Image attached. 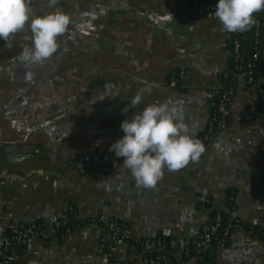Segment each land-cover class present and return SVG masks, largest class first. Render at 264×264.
Wrapping results in <instances>:
<instances>
[{
	"label": "crops",
	"instance_id": "1",
	"mask_svg": "<svg viewBox=\"0 0 264 264\" xmlns=\"http://www.w3.org/2000/svg\"><path fill=\"white\" fill-rule=\"evenodd\" d=\"M31 6L33 15L59 8L70 24L57 52L30 69L17 59L21 45H31L24 39L31 35L27 27L12 47L0 39V221L40 218L42 232L51 236L46 243L31 241L9 264H144L104 259L93 223L53 236V223L69 204L81 216L101 211L117 217L140 235L182 239L194 238L208 218L209 207L200 203L206 198L264 230V114H251L257 93L244 76L238 75L225 125L199 162L165 168L155 187L137 185L124 158L110 150L124 136L125 119L168 100L183 107L189 132L198 138L210 89L227 64L229 34L213 13L193 15L190 0H59L55 8L31 0ZM179 65L191 90L166 83ZM146 87L151 92L140 105L128 107ZM17 140L28 141L23 156L15 151ZM77 154L90 155L92 166L72 167ZM114 250L128 253L119 245ZM216 264H264V232L256 235L236 222L232 243L217 250Z\"/></svg>",
	"mask_w": 264,
	"mask_h": 264
},
{
	"label": "clouds",
	"instance_id": "2",
	"mask_svg": "<svg viewBox=\"0 0 264 264\" xmlns=\"http://www.w3.org/2000/svg\"><path fill=\"white\" fill-rule=\"evenodd\" d=\"M59 0H48L55 8ZM264 11V0H218L215 17L229 33L249 31L255 24V14ZM70 17L59 8L44 15H33L31 0H0V39L8 47L17 33L26 27L31 33L24 37L31 45L22 44L17 59L25 68L42 65L59 49V38L68 30ZM30 79L32 73L26 72ZM146 87L137 92L128 107L142 102ZM128 107L124 109L128 111ZM124 136L111 145L123 165L130 170L137 185L152 188L162 179L165 168L177 171L189 163H198L205 152L204 144L189 132L183 107L173 101L152 103L120 125Z\"/></svg>",
	"mask_w": 264,
	"mask_h": 264
},
{
	"label": "trees",
	"instance_id": "3",
	"mask_svg": "<svg viewBox=\"0 0 264 264\" xmlns=\"http://www.w3.org/2000/svg\"><path fill=\"white\" fill-rule=\"evenodd\" d=\"M216 3V2H214ZM256 24L246 32H232L229 33L226 48L228 51L226 68L218 72V84L210 89V94L208 96L209 110L208 117L204 124V128L201 131L197 139H199L207 128L209 119H212L214 124V132L216 133L219 128V123L225 121L226 114H222L219 110V104L221 102L223 94L228 90H232L234 94L235 84L238 75L245 73L244 79L248 86H253L257 93V99L248 105V108L252 115L264 114V11L257 12L255 14ZM235 49H237L235 51ZM186 68L184 66H177L172 70L170 74L175 75L178 81L181 80L180 70ZM250 71V73H249ZM232 94V96H233ZM231 96V97H232ZM229 102H226L227 108L229 107ZM214 133V134H215ZM207 142H204V146ZM233 192H227V200L231 205V196ZM209 207V216L202 222V224H210L217 212H220L221 220L216 231L211 234L209 245L205 248H201L198 252L195 250L194 240H199L201 237V228L194 238H189L187 244H182V240L171 236L166 233H156L153 235H142V238H152L156 236H161L165 241L164 247L159 250H154L150 252H145L144 255L149 257L154 256L156 253L165 254L169 260V264H185L189 259H193L195 255L199 256L196 264H216L217 261V250L219 247H228L232 243V234L234 226L227 227L228 216L233 218L234 223H241L248 232L260 235L264 232L258 224H252L245 221H239L230 212H225L224 210L217 208L212 205L211 199L203 198L200 200ZM111 217V216H108ZM108 217H104L102 212H98L90 216H81L78 214L77 209L74 204H69V206L64 210L61 217H58L53 223V236L62 238L66 232L71 229L76 224L81 223H93L99 226V241L103 242L104 250H111V243L107 238L104 237L106 233V227L108 226ZM113 217V216H112ZM115 220L122 225H129L128 223L122 221L121 219L114 217ZM59 221L56 225L55 222ZM24 224H34L40 230L39 238L44 243L50 239V235H45L42 232V221L40 218H34L28 221L20 220ZM5 222L0 221V236L13 237L14 241H17L18 237H14V234L9 230V227ZM201 224V225H202ZM201 227V226H200ZM175 239V244L170 245L169 239ZM31 241H27L21 246V253H23L28 244ZM185 250L188 254L185 255ZM136 253H139L140 248H136Z\"/></svg>",
	"mask_w": 264,
	"mask_h": 264
},
{
	"label": "built area",
	"instance_id": "4",
	"mask_svg": "<svg viewBox=\"0 0 264 264\" xmlns=\"http://www.w3.org/2000/svg\"><path fill=\"white\" fill-rule=\"evenodd\" d=\"M216 2V3H214ZM218 3V0H190V12L193 15H198L204 12L215 13V5ZM237 49H235L236 51ZM250 73V71H249ZM186 74L185 69L180 70L181 80L178 81V78L169 74L166 83L171 88H187L191 90L188 84L185 83L184 77ZM240 75L244 76L245 73ZM233 94L232 90H228L223 94L221 102L219 104V110L222 114H227L228 108L226 102L231 100ZM225 125L224 121L219 123V128ZM214 124L212 119H209L207 128L199 138V140L204 144V142H209L214 135ZM93 162L88 154H77L71 160V166L76 169H85L89 166H92ZM104 170L108 171L109 167H104ZM62 216V215H61ZM60 216V217H61ZM108 226L106 227V233L104 237L108 239L111 243V250H104L103 242H98L97 250L100 255L106 259L111 260L115 259L122 262H131L139 260L144 264H169V260L165 254L156 253L154 256L149 257L144 255L145 252H150L154 250H159L164 247L165 241L161 236H156L152 238H142V235L137 234L130 225H122L118 223L114 217H108ZM221 215L220 212H217L214 220L210 224L201 225V237L199 240H194L196 251L198 252L201 248H205L209 245L211 234L216 231L217 227L220 224ZM5 226L9 227V230L14 234V237H18L17 241L13 240V237L0 236V264H9L20 258L22 255L20 249L21 246L27 241L37 240L39 238L40 230L34 224H24L20 220H10L4 223ZM56 225L59 224L57 220ZM233 218L229 215L227 221V227L234 226ZM182 244H187L189 241L188 237L182 238ZM169 243L173 246L176 242L172 237L169 239ZM119 245L124 247L128 253L127 254H117L115 253L114 248ZM140 248V252L136 253V248ZM219 248H222L221 246ZM185 255L188 254V251L185 250ZM196 261L199 259L198 255L193 257Z\"/></svg>",
	"mask_w": 264,
	"mask_h": 264
},
{
	"label": "water",
	"instance_id": "5",
	"mask_svg": "<svg viewBox=\"0 0 264 264\" xmlns=\"http://www.w3.org/2000/svg\"><path fill=\"white\" fill-rule=\"evenodd\" d=\"M13 142L18 144V147L17 148L15 147V151L20 152L19 154H22V156L26 153L25 151L29 149V146L27 145L28 141L17 140V141H13Z\"/></svg>",
	"mask_w": 264,
	"mask_h": 264
}]
</instances>
